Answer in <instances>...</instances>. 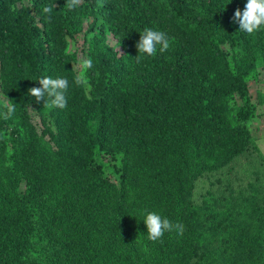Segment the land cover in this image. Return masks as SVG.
<instances>
[{"label": "trees", "instance_id": "16d2710c", "mask_svg": "<svg viewBox=\"0 0 264 264\" xmlns=\"http://www.w3.org/2000/svg\"><path fill=\"white\" fill-rule=\"evenodd\" d=\"M20 1L0 0V264H264L261 188L195 195L247 152L264 161L248 85L264 69V28L234 21L247 0ZM146 28L169 48L137 60ZM82 32L92 67L77 84L67 48ZM44 77L68 80L64 109L30 95ZM98 150L122 154L119 181ZM148 212L183 235L149 240Z\"/></svg>", "mask_w": 264, "mask_h": 264}, {"label": "rangeland", "instance_id": "374dc122", "mask_svg": "<svg viewBox=\"0 0 264 264\" xmlns=\"http://www.w3.org/2000/svg\"><path fill=\"white\" fill-rule=\"evenodd\" d=\"M31 0H21L19 5H30ZM109 42L118 50L122 51V45L112 34L108 35ZM68 52L75 55L74 67L78 74H84L83 62L87 60L88 40L85 32L77 34L69 39ZM250 93L253 100L257 103V113L250 120L249 126L255 138L260 152L264 155V69L259 64L255 76L248 80ZM0 98L5 99L0 86ZM32 119L37 127L40 126V116L36 107L27 106ZM97 161L102 164L106 175L113 180L119 181V168L122 165V154L113 156L103 150L97 151ZM249 181L259 186L264 192V161L257 151H250L243 154L240 158L229 163L222 171L205 177L197 183L196 201L200 202L202 196L211 190L216 195L228 194L230 191L236 192L242 188L247 193L251 191ZM256 187V186H255ZM24 188V186H23Z\"/></svg>", "mask_w": 264, "mask_h": 264}, {"label": "clouds", "instance_id": "9594fccd", "mask_svg": "<svg viewBox=\"0 0 264 264\" xmlns=\"http://www.w3.org/2000/svg\"><path fill=\"white\" fill-rule=\"evenodd\" d=\"M80 2L81 0H67L66 3L69 8H75ZM43 11L45 13H51L52 8L45 7ZM234 21L239 23V30L247 34H253L261 28H264V0H247L242 12L239 9L235 11ZM157 46H159L160 52L166 51L169 48V37L162 31L146 28L140 34V40L136 44L137 56L135 59L138 60L140 58L138 53L154 56L157 52ZM91 67V59L83 62V68L85 70ZM38 81L41 87L29 89L30 95L35 97L37 102L43 100L44 107L64 109L67 106L66 93L69 86L67 79L44 77ZM76 83H85L83 73L76 77ZM46 97L47 99H45ZM7 107L9 115L14 113L15 105H8ZM143 222L146 225L149 240L154 242L161 240L166 232L176 231L178 235H183L184 232V226L182 224H173L167 218H162L154 212H148Z\"/></svg>", "mask_w": 264, "mask_h": 264}]
</instances>
